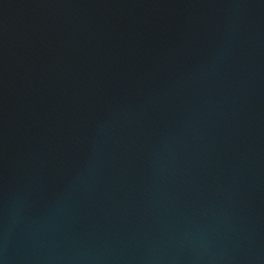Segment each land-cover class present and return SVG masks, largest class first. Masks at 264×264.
<instances>
[{"label": "water", "instance_id": "water-1", "mask_svg": "<svg viewBox=\"0 0 264 264\" xmlns=\"http://www.w3.org/2000/svg\"><path fill=\"white\" fill-rule=\"evenodd\" d=\"M0 264H264V0H0Z\"/></svg>", "mask_w": 264, "mask_h": 264}]
</instances>
